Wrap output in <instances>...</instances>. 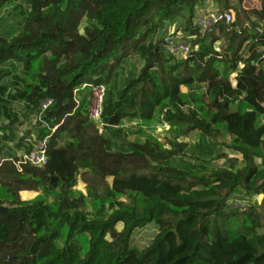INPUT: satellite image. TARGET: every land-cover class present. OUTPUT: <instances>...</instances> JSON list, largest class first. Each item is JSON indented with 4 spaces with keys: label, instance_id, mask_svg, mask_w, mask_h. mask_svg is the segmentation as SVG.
I'll use <instances>...</instances> for the list:
<instances>
[{
    "label": "trees",
    "instance_id": "trees-1",
    "mask_svg": "<svg viewBox=\"0 0 264 264\" xmlns=\"http://www.w3.org/2000/svg\"><path fill=\"white\" fill-rule=\"evenodd\" d=\"M9 1L0 0V10ZM245 1L215 0L219 11L234 9L236 18L201 33L194 17L202 0H30L18 33L0 35V122L17 121L7 105L3 64L20 63L27 73L37 67L34 84L17 76L24 84L11 100L39 109L47 98L54 103L37 137H48L47 163L24 164L20 171L16 159L0 161V186L9 195L0 199V253L12 249L11 264H264V0L253 8ZM184 10L190 15L186 29L195 36L188 58L166 54L165 42L146 43L142 26ZM84 16L93 25L81 32ZM130 50L145 64L117 89L113 72ZM195 82L206 85L209 105L203 116L183 110L181 87ZM84 85H109L103 133L89 118L85 98H76ZM157 111L178 135L199 130L218 137L223 126L242 158L228 157V167L198 174L171 164L179 152L151 139L114 148L124 119L149 121ZM79 177L87 196L72 194ZM41 188L58 192L56 209L41 197L20 196ZM258 195L262 201L254 202ZM87 198L99 205L94 218L84 211ZM233 198L244 201L243 207L231 203ZM152 221L158 233L151 243L142 250L133 247L135 229ZM87 233L83 253L77 236Z\"/></svg>",
    "mask_w": 264,
    "mask_h": 264
},
{
    "label": "rangeland",
    "instance_id": "rangeland-1",
    "mask_svg": "<svg viewBox=\"0 0 264 264\" xmlns=\"http://www.w3.org/2000/svg\"><path fill=\"white\" fill-rule=\"evenodd\" d=\"M258 4L257 0H246L244 6L246 8H253ZM217 9L215 0H202V3L197 5L196 18L199 14L206 10ZM31 10L30 0H11L0 10V35L3 37H11L18 33L20 30L21 22L25 19L27 14ZM236 18V11L231 10ZM189 12L184 10L175 14L173 17L160 21L158 17H154L147 25L142 26L141 34H146L145 41L147 44H157L161 42H167L170 38H175L181 41H187L190 44L189 53L193 51L192 40L195 36H191L186 29L189 26ZM194 17L195 21L196 18ZM193 19V22H194ZM93 22L88 17L84 16L81 22V32L86 27L92 26ZM264 28V23H263ZM200 46L196 45L195 50ZM214 48L219 49V44L215 43ZM166 49V45H165ZM168 54V52H165ZM125 54V53H124ZM175 59H182L188 57L187 54L178 53L173 55ZM118 67L113 72L116 74L114 84L116 88H122L126 81L135 77L143 69L145 60L140 54L130 50L129 54L124 59L118 60ZM36 65L32 67L29 73L24 70L22 64L17 62H9L3 64L4 78L2 84L8 87L7 105L12 109V114L16 116L17 121L10 122L9 118L3 117L0 122V158H14L18 160L22 158V155L27 153V148L38 140V135L41 131L40 121L44 114H41V110L32 105L28 106L23 102L11 100V94H13L22 83L16 81L17 76L24 78L26 82L35 83L32 73L36 70ZM38 73V70H37ZM234 75V74H233ZM233 78V76H232ZM109 87V85H108ZM107 87V88H108ZM182 92L185 93L186 105L183 110L188 113L191 109L198 111L202 116L208 110L209 99L205 96L206 85L203 83H194L190 86L183 85L181 87ZM76 98L82 101L86 100L85 108L88 110L92 100V89L83 86L82 91L76 92ZM236 106L232 107L233 109ZM240 105L238 106V108ZM204 108V110L202 109ZM240 109L244 110V106ZM263 117L261 122H263ZM264 123V122H263ZM220 136L207 137L199 130H192L184 135H178L175 127L165 121L164 113L158 112L153 119L149 121H143L139 119H124L119 126V135L114 138V148H118L117 145L122 144L125 141L145 142L148 139L154 140L165 150H173L179 152L174 155L170 160V163L179 167H187L195 170L198 174L211 173L213 170L221 167H228V157L237 156L242 158L241 154H238L232 148L234 137L230 136L224 131L223 126H219ZM7 137L8 139H6ZM28 138V139H25ZM24 142V143H20ZM29 146H28V145ZM184 146L182 150H179L178 145ZM259 154L258 161L263 162L262 149L257 150ZM224 154L225 156H223ZM74 197H79L81 194L88 195V189L86 184L79 177L73 190ZM43 198L47 204L51 205L53 209L57 208L58 192H48L44 188L39 191H28L24 193L26 201H33L36 198ZM0 199L7 200L9 195L4 188L0 186ZM119 199L127 201L128 197L119 196ZM263 195H258L252 198L255 202H261ZM235 206L243 207L244 201L238 198V201L231 199L230 201ZM106 215L112 212V207L107 204L104 209ZM84 211L89 215V218H94L99 211V205L92 198L86 199ZM235 225H232L234 228ZM117 229H122V223L117 224ZM158 233V224L156 221L148 223L142 228H137L133 232L131 245L137 249H144L147 247L155 235ZM83 246V253L88 248V233L84 235H78ZM61 241V240H60ZM63 240L60 242L62 245ZM12 249H6L0 253V264H11L10 256Z\"/></svg>",
    "mask_w": 264,
    "mask_h": 264
},
{
    "label": "built area",
    "instance_id": "built-area-1",
    "mask_svg": "<svg viewBox=\"0 0 264 264\" xmlns=\"http://www.w3.org/2000/svg\"><path fill=\"white\" fill-rule=\"evenodd\" d=\"M235 16L232 11L221 12L218 9L206 10L199 14L196 18V25L201 33L210 31L215 24L220 21H226L228 23L233 22ZM166 51L169 54L176 55L178 53H184L190 56L189 49L190 44L187 41H181L175 38H170L166 42ZM188 58V57H186ZM107 93V87L105 85H99L92 89V100L88 108V115L92 122L96 124L100 133H103L105 123L103 119V108L105 97ZM54 101L52 98L45 99L40 106L41 114H44L52 105ZM264 107V103H263ZM48 137H44L34 144L30 152L22 155V158L15 161L17 168L22 171L24 164H30L34 166H43L48 160Z\"/></svg>",
    "mask_w": 264,
    "mask_h": 264
},
{
    "label": "crops",
    "instance_id": "crops-1",
    "mask_svg": "<svg viewBox=\"0 0 264 264\" xmlns=\"http://www.w3.org/2000/svg\"><path fill=\"white\" fill-rule=\"evenodd\" d=\"M255 7H259V3ZM262 26H263V22H262ZM232 76H233V78H232L233 85H236V79H235L236 74L234 73V75L232 74ZM263 119H264V116H263ZM263 122H264V120H263ZM2 160H3V158L2 159L0 158V161H2ZM26 192H28V191H22V192H20V196H21V198L23 200H26V198H24V193H26Z\"/></svg>",
    "mask_w": 264,
    "mask_h": 264
},
{
    "label": "clouds",
    "instance_id": "clouds-1",
    "mask_svg": "<svg viewBox=\"0 0 264 264\" xmlns=\"http://www.w3.org/2000/svg\"><path fill=\"white\" fill-rule=\"evenodd\" d=\"M19 159H20V158H19ZM19 159H18V160H19ZM16 161H17V160H16Z\"/></svg>",
    "mask_w": 264,
    "mask_h": 264
}]
</instances>
